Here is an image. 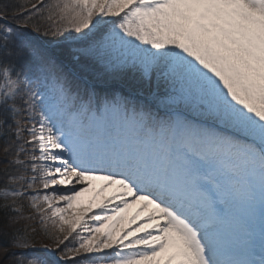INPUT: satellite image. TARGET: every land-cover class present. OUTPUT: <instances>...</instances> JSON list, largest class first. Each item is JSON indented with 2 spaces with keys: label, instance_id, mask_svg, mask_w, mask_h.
<instances>
[{
  "label": "snow or ice",
  "instance_id": "6c2138e0",
  "mask_svg": "<svg viewBox=\"0 0 264 264\" xmlns=\"http://www.w3.org/2000/svg\"><path fill=\"white\" fill-rule=\"evenodd\" d=\"M0 264H264V0H0Z\"/></svg>",
  "mask_w": 264,
  "mask_h": 264
}]
</instances>
